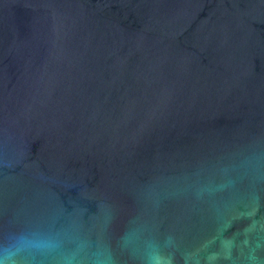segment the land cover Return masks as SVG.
I'll return each mask as SVG.
<instances>
[{
  "label": "water",
  "instance_id": "obj_1",
  "mask_svg": "<svg viewBox=\"0 0 264 264\" xmlns=\"http://www.w3.org/2000/svg\"><path fill=\"white\" fill-rule=\"evenodd\" d=\"M0 264H264V0H0Z\"/></svg>",
  "mask_w": 264,
  "mask_h": 264
}]
</instances>
